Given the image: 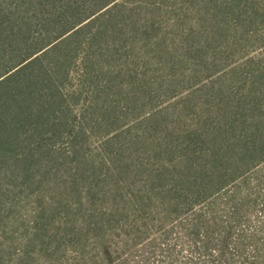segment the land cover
<instances>
[{"label":"trees","instance_id":"obj_1","mask_svg":"<svg viewBox=\"0 0 264 264\" xmlns=\"http://www.w3.org/2000/svg\"><path fill=\"white\" fill-rule=\"evenodd\" d=\"M253 41L264 0H0V264H264V61L185 91Z\"/></svg>","mask_w":264,"mask_h":264},{"label":"rangeland","instance_id":"obj_2","mask_svg":"<svg viewBox=\"0 0 264 264\" xmlns=\"http://www.w3.org/2000/svg\"><path fill=\"white\" fill-rule=\"evenodd\" d=\"M262 61H264V41L263 42L253 41V42L247 43V46L243 52L230 57V59L228 61H226V63L223 66L219 67L218 69L213 70L211 74H208L199 80L197 79V81L193 82V84L191 86L189 85L188 87H185V91L187 90L186 92H189V91L193 92L197 89L199 90V88H200V91H203V90H201V89H203V85L209 84V81L207 79L210 80V83L212 81H218V79L223 76L221 74H223V72H225V70H226V72H229V71H227L228 68H238V66H240L241 64H244V63L246 64V66H245L246 71L250 73V70L252 69V68H250L251 67L250 64L257 66V64L259 62H262ZM210 75H212V78H210ZM219 75H220V77H219ZM230 77H232V76H229V78L227 77L228 79L226 77L224 78L226 80V82L229 81ZM234 87L236 88L237 85H235ZM182 90H184V89H182ZM186 92H184L183 95L180 94L178 97H175L176 98V99H174L175 101H173V99H171L169 101H166V100L162 101L158 105V106H160V110H162V109L165 110L166 107H167L166 109H168V110L172 109L176 103V100H178V102L181 100L180 103H182ZM198 94H201V93L198 92ZM163 103H165V104H163ZM153 108L154 107H152V109L150 110V107H146L145 109H141V110L137 111V113L135 115L128 116L125 120L127 123L126 126L130 125V126L134 127L136 124L131 123V122L135 121V120H139V119H140L139 120V122H140L143 118H147V115L151 114V112H153V110H154ZM121 126H123V123L121 124ZM121 126L118 128H121ZM249 180L251 182L252 188L255 189V193L260 192V194L262 195L261 199L264 200V167L262 168V171L260 172L258 177H257V175H255V176L250 175ZM263 200H262L263 204L260 202L259 207H256V209H255V211L258 212V213H256L257 215L255 214L256 217L254 218L253 221H251V224H249V225L247 224L248 226H246V227L248 229L253 227V226H258L257 221H261L262 219L264 220V201ZM184 254L186 255L187 252L185 251Z\"/></svg>","mask_w":264,"mask_h":264}]
</instances>
